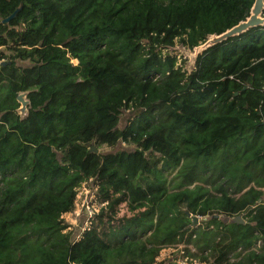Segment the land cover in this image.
I'll use <instances>...</instances> for the list:
<instances>
[{
  "label": "trees",
  "instance_id": "trees-1",
  "mask_svg": "<svg viewBox=\"0 0 264 264\" xmlns=\"http://www.w3.org/2000/svg\"><path fill=\"white\" fill-rule=\"evenodd\" d=\"M254 2L0 0V264H157L172 246L264 264V25L192 71L162 51L224 33ZM121 142L135 147L92 149ZM161 163L186 171L174 191ZM210 171L211 188L192 187ZM91 178L106 205L77 238L63 215ZM123 202L134 214L118 225Z\"/></svg>",
  "mask_w": 264,
  "mask_h": 264
},
{
  "label": "rangeland",
  "instance_id": "rangeland-1",
  "mask_svg": "<svg viewBox=\"0 0 264 264\" xmlns=\"http://www.w3.org/2000/svg\"><path fill=\"white\" fill-rule=\"evenodd\" d=\"M262 16L264 17V14H262ZM212 36L213 35H210L208 39H211ZM204 46L205 45L203 43L193 49H190L182 45L181 42L177 41L174 46L165 48L162 51L164 53H168L173 56H176L178 59L179 65H182L188 71H192L195 67L197 57L206 49V47L204 48ZM67 59L69 60V62H73L74 64L78 63L76 60L71 58V55H68ZM86 72L87 71H82V74H85ZM82 74L80 73V76H79L80 79H84ZM21 107H22V103H20L19 112L22 115H25L27 113V110L22 113L20 110ZM132 110H127V109L125 110L122 116V122H121L122 127L128 123V120L131 117H133V115H135L134 111ZM134 147L135 145L133 144L121 142L116 148H111V147H108L107 145H103L100 148H97V147H93V148H96L98 152H103V151H115L120 148L124 149V148H134ZM184 164L185 162L181 164L180 167L182 168ZM160 168L165 169L162 173V176L165 178L166 180L165 183L169 186L171 191H174L173 189L176 186H173V185H175L176 178L177 180L181 181V178L179 179V177H182L186 173V171L179 172L178 171L179 168L175 170L173 165L165 166V163H161ZM211 173H212L211 171L208 172L207 174L202 172L200 174V178L202 179H198L196 182H194L192 187L196 185H206L209 188H211L212 183L210 182H213ZM162 176L160 175L159 177L162 178ZM103 205H106V203H102L98 196V184H97L96 179L91 178L88 181H84L77 188V196L75 200L74 210L72 212L65 213L63 215L64 217L63 219L65 223L69 226L68 228H66L65 231H71L72 233L74 232L82 233V230H84L85 227L91 224V219L94 216V214L96 213V215H98L100 213V210L103 207ZM89 213H93V216L89 217L90 215ZM133 214H134L133 211H131L128 208L127 203L123 202L117 207V218L119 220L116 222V224L119 225L122 219L125 221L129 219L130 217H132ZM96 215L94 216V219L92 222L96 220L94 223H99V219L97 220L98 217H96ZM202 219H205V218H202L201 216H199V220L202 221ZM182 249H183V246H172L169 248L168 247L163 248L160 256L158 257L157 264H204L199 259H196L192 256L184 255V253L182 252Z\"/></svg>",
  "mask_w": 264,
  "mask_h": 264
},
{
  "label": "water",
  "instance_id": "water-1",
  "mask_svg": "<svg viewBox=\"0 0 264 264\" xmlns=\"http://www.w3.org/2000/svg\"><path fill=\"white\" fill-rule=\"evenodd\" d=\"M18 10H16L10 17L3 20V22L9 21L11 18H13ZM264 11V0H255L250 16L243 21H240L237 25L233 26L232 28L228 29L224 33L220 35L214 34L211 39H208L204 43V48L206 49L210 46H213L215 44L221 43L231 37L241 35L242 33L247 32L253 27H257L260 25H264V17L262 16V12ZM27 93H20L17 97L18 101L22 103L21 112H25L27 110V107L30 103V101L26 98ZM94 151H97L96 148H92ZM189 216L192 217V214L190 212H187ZM215 217H219V215H215ZM199 216H193V225L199 224ZM226 222H238V223H244L245 220L241 215L234 216L232 218L225 217Z\"/></svg>",
  "mask_w": 264,
  "mask_h": 264
},
{
  "label": "built area",
  "instance_id": "built-area-1",
  "mask_svg": "<svg viewBox=\"0 0 264 264\" xmlns=\"http://www.w3.org/2000/svg\"><path fill=\"white\" fill-rule=\"evenodd\" d=\"M93 213H94V212H93ZM93 213H89V214H90L89 217H92V216H93ZM95 215H96V213L94 214V216H95ZM94 216H93L92 219H91V224H92V221H93V219H94ZM91 224H90V225H91ZM90 225H89V226H90ZM89 226H87V227H89ZM87 227H85L84 229H86ZM260 244H261V242L258 243V245H260ZM240 250H241V248L238 249V251H240ZM232 257H234V256H232Z\"/></svg>",
  "mask_w": 264,
  "mask_h": 264
},
{
  "label": "crops",
  "instance_id": "crops-1",
  "mask_svg": "<svg viewBox=\"0 0 264 264\" xmlns=\"http://www.w3.org/2000/svg\"><path fill=\"white\" fill-rule=\"evenodd\" d=\"M76 60V59H75ZM78 62V60H76ZM69 227V226H68ZM83 231V230H82ZM77 233V238L79 237V234H81V232H74ZM169 248V247H168Z\"/></svg>",
  "mask_w": 264,
  "mask_h": 264
},
{
  "label": "bare ground",
  "instance_id": "bare-ground-1",
  "mask_svg": "<svg viewBox=\"0 0 264 264\" xmlns=\"http://www.w3.org/2000/svg\"><path fill=\"white\" fill-rule=\"evenodd\" d=\"M261 14H263V12Z\"/></svg>",
  "mask_w": 264,
  "mask_h": 264
}]
</instances>
